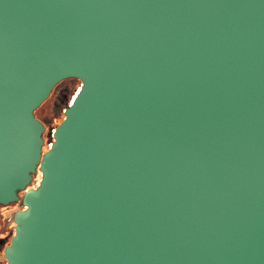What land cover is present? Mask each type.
<instances>
[{
	"label": "water",
	"instance_id": "water-1",
	"mask_svg": "<svg viewBox=\"0 0 264 264\" xmlns=\"http://www.w3.org/2000/svg\"><path fill=\"white\" fill-rule=\"evenodd\" d=\"M65 79L43 152L34 111ZM19 199L5 264H264V0H0Z\"/></svg>",
	"mask_w": 264,
	"mask_h": 264
},
{
	"label": "rangeland",
	"instance_id": "rangeland-1",
	"mask_svg": "<svg viewBox=\"0 0 264 264\" xmlns=\"http://www.w3.org/2000/svg\"><path fill=\"white\" fill-rule=\"evenodd\" d=\"M80 87V82L77 79H65L55 86L49 97L35 110V116L43 123L45 131L42 134L43 152L46 151L52 142V132L57 124L63 118V112L66 106L69 105L73 96ZM32 181L36 184L40 181L41 175L35 174ZM22 209L21 199L12 203L9 207L8 216L12 217L15 211ZM13 229L11 227V234Z\"/></svg>",
	"mask_w": 264,
	"mask_h": 264
},
{
	"label": "flooded vegetation",
	"instance_id": "flooded-vegetation-1",
	"mask_svg": "<svg viewBox=\"0 0 264 264\" xmlns=\"http://www.w3.org/2000/svg\"><path fill=\"white\" fill-rule=\"evenodd\" d=\"M11 204L12 203H7V204L0 203V264L6 263V258L4 256V249L9 244L10 238L13 235V234L10 235L11 234V227H12L13 233H14L13 216L12 217L8 216L9 207ZM21 205H22V203H21ZM23 208L24 207L22 206V209Z\"/></svg>",
	"mask_w": 264,
	"mask_h": 264
},
{
	"label": "trees",
	"instance_id": "trees-1",
	"mask_svg": "<svg viewBox=\"0 0 264 264\" xmlns=\"http://www.w3.org/2000/svg\"><path fill=\"white\" fill-rule=\"evenodd\" d=\"M78 81H79V80H78ZM61 82H62V81H60L59 83H61ZM79 82H80V81H79ZM59 83H58V84H59ZM58 84H57V85H58ZM57 85H56V86H57ZM79 88H80V87H79ZM77 91H78V90H77ZM76 93H77V92H76ZM74 96H75V95H74ZM74 96H73V98H74ZM73 98H72V100H73ZM72 100H71V102H72ZM71 102L69 103V105L71 104ZM41 105H42V104H41ZM41 105H40V106H41ZM69 105H68V106H69ZM66 107H67V106H66ZM34 114H35V111H34ZM63 118H64V114H63ZM63 118H62V119H63ZM60 122H61V121H60ZM60 122H59V123H60ZM59 123H58V124H59ZM58 124H57V125H58ZM48 147H49V146H48ZM37 184H38V182H37L36 184H33V183L31 182V184H30L28 187H35ZM21 193H22V192H20L19 194H21Z\"/></svg>",
	"mask_w": 264,
	"mask_h": 264
}]
</instances>
